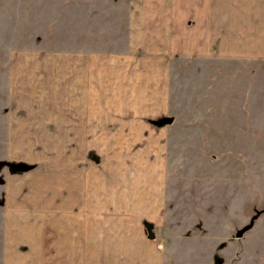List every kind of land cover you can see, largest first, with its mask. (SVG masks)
I'll return each instance as SVG.
<instances>
[{"label":"crops","instance_id":"crops-1","mask_svg":"<svg viewBox=\"0 0 264 264\" xmlns=\"http://www.w3.org/2000/svg\"><path fill=\"white\" fill-rule=\"evenodd\" d=\"M227 1L151 0L149 20L134 19L128 47L116 51L87 45L11 55L8 146L23 149L20 160L54 169L7 175L14 213L6 222L35 228L9 241V251L39 264H165L149 229L165 212L166 137L154 132L147 143L141 131L151 125L141 117L166 113L150 98H169L161 82L178 58L264 60V0L252 8L250 0ZM53 145L59 154L47 158Z\"/></svg>","mask_w":264,"mask_h":264},{"label":"rangeland","instance_id":"rangeland-1","mask_svg":"<svg viewBox=\"0 0 264 264\" xmlns=\"http://www.w3.org/2000/svg\"><path fill=\"white\" fill-rule=\"evenodd\" d=\"M249 4L252 8L258 2ZM151 5V0H0V264H39L36 255L8 250L9 241L35 228L25 223L11 230L7 175L54 169V164L24 162L16 155L23 149L8 146L11 55L87 45L127 48L131 22L149 20ZM170 69L171 77L161 82L169 98H150L166 113L141 117L142 124L151 125L141 131L146 142L154 132L166 137V206L152 230L165 264H264V60L233 56V62L200 63L178 58ZM150 85L143 82V91L155 94ZM170 118L173 122L163 123ZM53 146L45 147L47 158L59 154ZM38 151L34 160H39Z\"/></svg>","mask_w":264,"mask_h":264},{"label":"water","instance_id":"water-1","mask_svg":"<svg viewBox=\"0 0 264 264\" xmlns=\"http://www.w3.org/2000/svg\"><path fill=\"white\" fill-rule=\"evenodd\" d=\"M166 122H167V123H171V122H173V119L170 118V119L164 121L163 123L165 124ZM252 225H253V224L251 223V224H250L249 226H247L246 228L240 230V231L236 234V237H237V238H241V237H243L244 234H245L250 228H252ZM149 238H150L151 240H154V239H155V234L153 233V231H152L151 228L149 229Z\"/></svg>","mask_w":264,"mask_h":264}]
</instances>
